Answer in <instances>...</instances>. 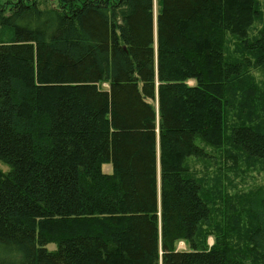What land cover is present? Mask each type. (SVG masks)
<instances>
[{"label":"trees","instance_id":"trees-1","mask_svg":"<svg viewBox=\"0 0 264 264\" xmlns=\"http://www.w3.org/2000/svg\"><path fill=\"white\" fill-rule=\"evenodd\" d=\"M58 5L0 0V264H264V189L210 229L189 164L202 139L264 170L261 0Z\"/></svg>","mask_w":264,"mask_h":264},{"label":"rangeland","instance_id":"rangeland-1","mask_svg":"<svg viewBox=\"0 0 264 264\" xmlns=\"http://www.w3.org/2000/svg\"><path fill=\"white\" fill-rule=\"evenodd\" d=\"M39 2L42 7L55 8L59 6L58 0H39ZM261 2L262 8H264V0H261ZM155 11H158V6H156ZM261 24V22L255 24V30L252 34H256L258 29L261 28ZM251 72L255 80L262 86L264 70L252 69ZM199 142L206 148L209 156L207 158H190L189 164L193 174L202 181L205 196L213 210L210 229L220 228V226L228 227L227 223L230 218H232L235 226L240 225L238 228L245 227L248 222V216L242 213L246 207L245 200L252 192L260 188L264 189L262 162L249 158L230 143L215 147L207 144L202 139H199ZM0 170L7 172L9 168L0 161ZM103 171L111 173V164H105ZM236 233V230L230 232V241L228 239L226 241L233 247L238 248L240 247L237 245L239 238L235 236ZM202 234L201 239L204 242L201 245L211 247L216 243L217 234L210 232H202ZM48 248L54 250L57 246L50 244ZM177 248L187 250L188 246L184 242H180Z\"/></svg>","mask_w":264,"mask_h":264}]
</instances>
